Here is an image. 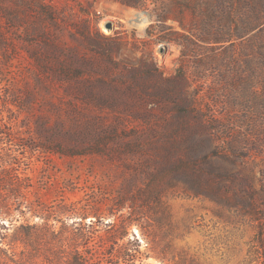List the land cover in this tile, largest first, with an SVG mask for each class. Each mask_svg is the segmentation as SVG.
I'll return each mask as SVG.
<instances>
[{
    "label": "rangeland",
    "instance_id": "1",
    "mask_svg": "<svg viewBox=\"0 0 264 264\" xmlns=\"http://www.w3.org/2000/svg\"><path fill=\"white\" fill-rule=\"evenodd\" d=\"M237 1L0 0L20 221L100 254L128 222L138 264H264V0L256 29Z\"/></svg>",
    "mask_w": 264,
    "mask_h": 264
},
{
    "label": "trees",
    "instance_id": "2",
    "mask_svg": "<svg viewBox=\"0 0 264 264\" xmlns=\"http://www.w3.org/2000/svg\"><path fill=\"white\" fill-rule=\"evenodd\" d=\"M257 1L262 3V0H238L232 11H236L237 5L239 8L250 2L248 7L253 8L242 22L251 25V29L262 24V16L256 10ZM252 17L258 20L255 24L250 22ZM4 136L5 132L0 126V230L5 229L0 231V264H138L137 260L142 256L138 240H123L128 222H122V233L111 231V223L104 224L105 234L100 240L101 244H107L108 248L115 251L100 254L92 249L96 243L91 241L89 233L79 232L74 223L56 219L55 222H60L56 228L55 223H50L46 217H40L42 220L34 223L28 218L20 221V217H25L28 210H31L29 207L27 210L23 206V199L21 200L24 189L30 184L26 182L28 178L24 176V172L15 164L11 148L4 145ZM4 217L10 218L11 231L1 222ZM15 221L18 223H14ZM85 226L90 227L92 223H84L83 228ZM113 259L116 261L112 262Z\"/></svg>",
    "mask_w": 264,
    "mask_h": 264
}]
</instances>
